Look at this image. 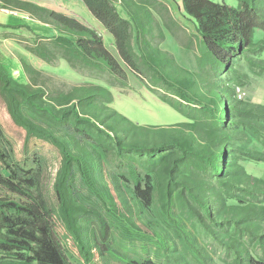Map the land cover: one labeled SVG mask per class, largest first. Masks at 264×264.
Wrapping results in <instances>:
<instances>
[{
    "label": "trees",
    "instance_id": "16d2710c",
    "mask_svg": "<svg viewBox=\"0 0 264 264\" xmlns=\"http://www.w3.org/2000/svg\"><path fill=\"white\" fill-rule=\"evenodd\" d=\"M81 1L111 34L109 45L99 29L77 17L28 1L19 0L18 8L45 16L38 20L60 33L45 38L73 68L109 71L124 87L139 66L149 69V91L162 89V103L185 121L148 128L131 121L136 130L123 133L112 113L120 123L129 119L108 109L110 89L79 87L49 96L29 78L35 73L31 65L24 62L23 82L12 75L9 60H0L1 88L27 133V146L42 141L61 157L52 177L50 157L26 147L28 161L37 167L30 181L45 210L38 213L1 174L9 162L0 149L5 165H0V184L11 189L0 186V261L68 264L47 219L57 215L73 228V214L80 211L73 237L83 264H111L109 257L124 264H253L255 256L264 263V176L250 170L264 167V103L244 93L252 76L264 75V37L255 42L256 33H264V0H237L238 7L173 0L196 25L197 71L165 58L160 46L145 39L150 10L133 12L127 0ZM32 52L50 61L46 45ZM242 60L253 75L239 71ZM113 155L120 159L116 167Z\"/></svg>",
    "mask_w": 264,
    "mask_h": 264
},
{
    "label": "rangeland",
    "instance_id": "374dc122",
    "mask_svg": "<svg viewBox=\"0 0 264 264\" xmlns=\"http://www.w3.org/2000/svg\"><path fill=\"white\" fill-rule=\"evenodd\" d=\"M19 0H0V24L11 26L8 32L12 38L7 35L0 34V60L3 62L6 59L10 62V71L14 77L20 81H26L27 76L23 71L24 62L34 68L35 73L29 75V78L45 88L47 95L59 97L68 95L76 88L86 87L94 88L101 86L112 91L113 102L109 104L111 110H116L119 114L129 119V122L120 121V116L112 113L114 122L119 126L123 133L135 131L136 128L131 124V121L141 127L148 128L155 125H177L184 122V117L171 107L164 105L160 96L166 93L158 88L154 93L149 91L152 76L149 69H144L139 66L138 73L134 77H128V86L124 87L121 81L114 77L109 71L103 69L86 67L77 65L74 68L64 57L63 52L59 48L52 45L51 39L46 36L60 34L55 28L41 22L39 16L44 18V15H26L18 8ZM26 1V0H21ZM38 4L41 7L50 8L63 13L69 11L71 16L78 17L82 22L88 23L99 29L104 36L105 43L110 44L107 36L111 34L105 30L102 25L91 15L81 0H29ZM216 3H226L232 7H238L237 0H213ZM130 4L131 11L150 10L152 12L153 21L148 26L150 31L146 33V38L154 46H160L161 52L165 58H171L178 64L190 71H197V55L199 38L196 31V25L190 21L189 17L179 11L173 0H127ZM180 2V1H179ZM120 14L128 19L129 16L121 8V4H116ZM8 11V12H5ZM18 14H15V13ZM142 15L144 22L148 23V19ZM68 14V13H66ZM48 22V21H47ZM103 28V29H102ZM148 28V30H149ZM33 29V30H32ZM4 30V28H0ZM147 30V31H148ZM62 34V33H61ZM16 37V38H15ZM264 33L258 31L255 36V42L262 39ZM15 39V40H14ZM6 40V41H5ZM9 42L7 46L6 43ZM8 44V43H7ZM46 45L48 59L46 61L38 57L37 53L32 52L37 45ZM131 50L136 51L134 37L131 38ZM112 51L116 53V46L110 45ZM136 53V52H135ZM16 56L17 60L11 58ZM4 64V63H3ZM138 64V61H137ZM241 73H250L251 67L245 61H241L237 66ZM224 78V76H222ZM230 78L229 74L225 79ZM252 85L250 88H244V93L247 98L253 101L264 103V75L252 76ZM171 96V93L169 94ZM101 113H105L100 109ZM101 117V116H100ZM103 118V117H101ZM107 123V122H106ZM0 130L3 136L0 139V149L8 156L5 171L1 174L14 187L18 186L20 193L24 196L25 202L30 205L35 212L44 213V207L39 204V197L33 185L31 176L37 173V167L28 161L26 147H30V151H37L38 154L46 153L50 158L49 174L52 177L56 176L60 167L61 157L59 152L46 145L42 141H30L27 146L26 131L14 119L10 101L5 95L0 84ZM122 135V134H121ZM124 140L131 142V136L122 135ZM152 138V136H150ZM2 163V162H1ZM112 167H116L120 163L117 155L111 157ZM1 165V164H0ZM2 168L5 165L2 163ZM110 169V166L106 170ZM257 175L264 176V167L258 169L250 168ZM7 171V173H6ZM9 174V175H8ZM3 188L11 191L10 187L0 184ZM50 186V181H49ZM49 190V188L47 187ZM76 210L78 208L76 207ZM81 212H74L73 217L76 220L77 227ZM47 222L50 226L52 237L62 256L68 264H83L82 256L78 251L77 245L73 237V228L66 225L60 220L57 215L49 216ZM77 229V228H76ZM3 256L0 255V259ZM132 257H135L132 254ZM111 264H124L120 259L109 257ZM19 262H11L7 260L0 261V264H15ZM152 264V263H146ZM253 264H264L255 256Z\"/></svg>",
    "mask_w": 264,
    "mask_h": 264
},
{
    "label": "crops",
    "instance_id": "0c3cea01",
    "mask_svg": "<svg viewBox=\"0 0 264 264\" xmlns=\"http://www.w3.org/2000/svg\"><path fill=\"white\" fill-rule=\"evenodd\" d=\"M26 1H28V2H31V1H29V0H26ZM32 3H34V2H32ZM38 5V4H37ZM48 9H50V8H48ZM57 11V10H56ZM5 12H8V11H5ZM64 12V11H63ZM14 13V12H13ZM66 13H68L69 15H73V14H71V13H69V11H66ZM15 14H18V13H15ZM78 18V17H77ZM0 28H3V27H0ZM9 29H13V28H4V30L5 31H3V30H0V34L1 35H7L8 36V38H12L13 39V37L11 36V34L8 32V30ZM103 29V28H102ZM102 34V33H101ZM16 38V37H15ZM107 38H109L108 39V41L110 42L111 40H112V36H107ZM15 40V39H14ZM6 41V40H5ZM8 43V44H7ZM6 43V45L8 46L9 45V42H7ZM16 56H12L11 58H13V59H15V60H17V58H15ZM7 60V59H6Z\"/></svg>",
    "mask_w": 264,
    "mask_h": 264
}]
</instances>
